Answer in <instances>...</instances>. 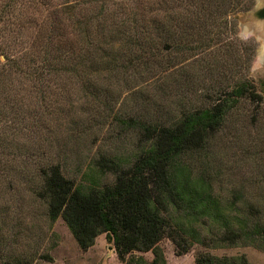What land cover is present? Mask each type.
<instances>
[{
    "label": "trees",
    "instance_id": "1",
    "mask_svg": "<svg viewBox=\"0 0 264 264\" xmlns=\"http://www.w3.org/2000/svg\"><path fill=\"white\" fill-rule=\"evenodd\" d=\"M93 2L0 0V242L12 216L6 190L23 179L36 184L29 186L44 203L49 223L61 217L80 249L103 232L123 264H167L162 238L171 241L175 254L198 245L194 264H253L243 253L209 251L237 244L264 251V140L248 144L245 158L251 166L239 175L225 165L227 145L218 142L225 123H235L250 100L255 105L249 119L263 126L261 95L243 71L254 45L230 35L234 13L250 8L253 0ZM258 14L264 17V7ZM187 59L200 61L209 78L202 85L204 102L188 107L176 95L194 82L184 75ZM225 64L229 74L221 69ZM173 65L178 66L170 71ZM145 76L152 95L134 88ZM120 77L143 107L136 104L131 113L113 108L117 94L111 85ZM73 83L77 97H71ZM155 93L163 103L171 96L173 115L156 113L162 106ZM57 95L67 107L58 105ZM58 112L70 114L61 123L103 119L117 123L118 135L135 130L136 147L128 155L92 156L83 173L86 182L65 175L58 161L38 165V177L31 178L26 162L34 149L29 140L19 141L13 123H44L41 115L54 118ZM73 125L54 152H62ZM234 144L244 148L239 143L229 148ZM105 172L110 180L99 182ZM28 258L0 260L31 264L34 256Z\"/></svg>",
    "mask_w": 264,
    "mask_h": 264
},
{
    "label": "rangeland",
    "instance_id": "2",
    "mask_svg": "<svg viewBox=\"0 0 264 264\" xmlns=\"http://www.w3.org/2000/svg\"><path fill=\"white\" fill-rule=\"evenodd\" d=\"M260 1L253 0L250 8L234 13L235 29L230 33L237 40L251 39L254 45L250 63L246 69L243 68V71L244 75L252 81L255 91L260 93L259 105L263 110L260 118V123L263 126L258 128V125L249 119L251 114L249 108L255 105V101H248V107L245 105L239 109V116L237 114V118H239L235 119V123H231V126L230 123H225L221 138H218L220 144L227 145L223 149L226 157H224L225 165L227 164L229 169L238 175L246 173L251 166L248 163V159L245 158L248 144L258 139V137L264 140V31L261 32L254 28V23L264 22V20L258 19L252 9L260 4ZM92 3H94L93 0ZM25 32H28V30ZM237 40L233 39L232 43L234 45L237 44ZM242 59H240V66L241 63L243 64L244 59ZM187 61L182 63L185 66L184 75L185 78L194 79V82L192 86H186L179 90L181 91L180 93L177 92L176 94H179L186 107L190 106V104L194 106L204 102L205 98L202 94L204 86L202 85L203 81L209 82L208 74L205 72L206 68L201 66L200 61H198V64L196 60L187 59ZM219 63L220 61L214 65L219 67ZM174 65L172 68L168 66L171 68L170 71L177 68L178 65L176 67ZM221 69L224 73L229 74V68H227L226 64L221 66ZM105 73L106 71L103 69L102 82L107 81L104 78ZM145 77L140 81V85L137 84L134 88L137 91H141L143 96L147 92L152 95L154 89L151 88L150 76ZM114 82L113 85L110 84L111 89H115V94H117L113 106L114 109H121L131 113L136 108V104L144 106V103L140 102L139 98H135L133 93L130 94L125 91L126 83L123 82V77L118 78ZM198 82L201 85L197 84ZM75 89H77L76 83H73L72 90ZM79 92V90L73 91L72 95L74 96L71 97H77L76 93L79 94ZM155 96V101L162 106L156 113L161 111V113L166 112L168 115H173L172 111L174 109L169 106L171 96L168 95L164 98L165 104L162 98L159 99L160 94L155 93ZM77 101L78 98L73 102L77 103ZM56 102L58 105L61 103L64 107L68 105L66 100L65 103H62V98L58 95ZM146 108L151 112L155 110L150 103L147 104ZM69 115H61V112H58L54 114V118L47 114L41 115L40 117L44 123L26 121V123H20V126L17 123H13L16 124L17 130L20 131L19 141L29 140L31 149H34V155H28L26 162V172L31 173V178L38 177L36 170L38 165L45 164L48 161H58L65 175L75 179V182H86L83 173L88 171V162L92 156L99 152L128 155L130 150L136 147L137 135L135 130L126 129L118 135L117 123H109L103 119L102 123H87L86 121V123H74V125L72 123H61ZM68 124L70 126L73 125L72 137L63 141L64 148L58 154L54 152L56 146H58L56 141L60 142L61 138H66L64 136L66 133H70ZM76 131H81L78 136L74 135ZM52 132L56 134L51 135ZM34 138L40 139L39 142H36ZM230 143H239L244 148L239 149L236 146L237 144L229 148ZM38 145H40L39 149H37ZM60 145L62 146V143ZM43 146L45 151L42 150ZM238 157L241 158L240 162H236ZM262 160L264 161V158ZM110 178L111 174L105 172L99 175L97 180L99 182L109 181ZM29 182L30 184H28ZM29 185L32 187L36 186L33 181L20 179L6 190L5 196L10 204L12 216L8 228L3 231L4 238L0 242L1 260L29 259L28 257L32 258L34 256L31 264H123L116 257L113 247H109L112 244L106 241L103 232L95 236L93 243L89 247L80 249L61 217L58 216L52 223H49L44 214V203L41 199L34 197ZM159 244L162 246L167 264H194L192 256L194 251L199 248L198 245H193L184 253L175 254L169 239L162 238ZM209 251L215 254L243 253L253 264H264V251L251 244L215 247L209 248ZM143 254L146 257L151 256L150 251H145Z\"/></svg>",
    "mask_w": 264,
    "mask_h": 264
},
{
    "label": "bare ground",
    "instance_id": "3",
    "mask_svg": "<svg viewBox=\"0 0 264 264\" xmlns=\"http://www.w3.org/2000/svg\"><path fill=\"white\" fill-rule=\"evenodd\" d=\"M254 28L261 32L264 31V22L254 23Z\"/></svg>",
    "mask_w": 264,
    "mask_h": 264
},
{
    "label": "flooded vegetation",
    "instance_id": "4",
    "mask_svg": "<svg viewBox=\"0 0 264 264\" xmlns=\"http://www.w3.org/2000/svg\"><path fill=\"white\" fill-rule=\"evenodd\" d=\"M264 7V0H262V3H260V5L254 10V14L257 16V17H262V16H259L258 12L263 9Z\"/></svg>",
    "mask_w": 264,
    "mask_h": 264
},
{
    "label": "water",
    "instance_id": "5",
    "mask_svg": "<svg viewBox=\"0 0 264 264\" xmlns=\"http://www.w3.org/2000/svg\"><path fill=\"white\" fill-rule=\"evenodd\" d=\"M260 3H262V0L260 1ZM260 4L254 6L252 9L255 10ZM257 17V16H256ZM260 20H264V17H257ZM109 247H112L111 245H109Z\"/></svg>",
    "mask_w": 264,
    "mask_h": 264
}]
</instances>
